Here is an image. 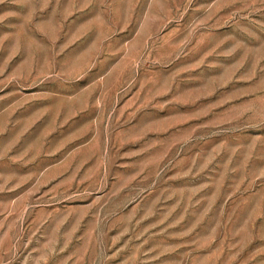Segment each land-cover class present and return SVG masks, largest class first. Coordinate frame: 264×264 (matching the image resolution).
Wrapping results in <instances>:
<instances>
[{
    "label": "rangeland",
    "instance_id": "1",
    "mask_svg": "<svg viewBox=\"0 0 264 264\" xmlns=\"http://www.w3.org/2000/svg\"><path fill=\"white\" fill-rule=\"evenodd\" d=\"M0 264H264V0H0Z\"/></svg>",
    "mask_w": 264,
    "mask_h": 264
}]
</instances>
